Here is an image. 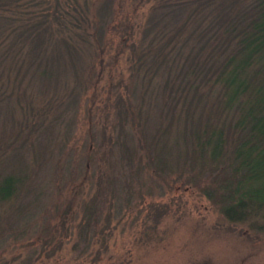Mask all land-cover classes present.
<instances>
[{
    "label": "rangeland",
    "instance_id": "rangeland-1",
    "mask_svg": "<svg viewBox=\"0 0 264 264\" xmlns=\"http://www.w3.org/2000/svg\"><path fill=\"white\" fill-rule=\"evenodd\" d=\"M10 1L0 0V187L6 176L37 180L0 203V264H264V233L229 221L207 196L211 164L175 157L169 173L155 167L189 116L197 128L217 123L215 69L207 80L211 65L186 68L229 58L215 36L217 7L229 0ZM74 8L83 25L68 15L58 29L53 11ZM46 12L52 26L37 31L54 56L47 66L25 32ZM105 20L104 46L82 43L95 33L89 22ZM192 83L204 93L198 101ZM152 141L160 151L148 159Z\"/></svg>",
    "mask_w": 264,
    "mask_h": 264
},
{
    "label": "trees",
    "instance_id": "trees-1",
    "mask_svg": "<svg viewBox=\"0 0 264 264\" xmlns=\"http://www.w3.org/2000/svg\"><path fill=\"white\" fill-rule=\"evenodd\" d=\"M197 2L201 3L200 0ZM219 4L216 12L217 17H215V27H217L215 36L220 37V45L229 44V58L224 61V59L221 60V55H217L215 58L211 57L208 62L207 58L210 56H207L204 63L196 64V61H194L191 65H188L191 67H185L189 69L186 72L187 75L191 71L195 74L199 69L198 65L201 68H204L205 65H211L206 71L202 72L207 80L212 69H215L213 71L215 77L212 87L218 86L216 99L213 103L216 107L215 117L217 123L214 122L216 123L214 124L208 120L204 123L208 126L197 128V125L202 124L200 122L196 123V120L189 116V120L186 118L187 126L182 131V136H178L176 133L172 137L171 148L163 150L164 152L161 151L157 155L156 165L152 163L164 174L175 169L169 163V160H175V157L178 159L177 163L179 160L184 159L185 166L190 164L192 168L196 164L200 167H212L211 171L214 170L216 173V184L205 190L207 196L216 199V203L221 206L222 213L229 221H251L254 229L264 233V0H229V2L224 1L222 4L220 1ZM182 5L179 7H182ZM207 5L210 6L211 4ZM75 8L73 12H67L66 16L57 10L53 11L56 12L53 15V20L57 23L58 29H61L62 26L65 28L71 17L77 22L76 25H83L85 19L80 17L79 10ZM196 10L199 12V7H195L191 15ZM77 14L79 17H77ZM99 14L100 11L97 12V15ZM68 15L70 18L67 17ZM49 16L50 13L46 12V14L36 17L34 21L31 20L28 26L29 29L25 31L29 32L26 36L31 37L30 43L34 44L36 53L34 58L37 59L38 63L43 62L45 66L48 62H51L49 58L53 60L54 57L53 54L48 57L45 52L48 39L43 32H48V29L52 26L51 23L48 25V21L53 22V20H49ZM41 17L44 19L41 20ZM105 23L106 20L103 24L102 22L97 24V22L90 21L89 26L95 33H91L92 36L90 37L92 39L89 41H87L88 35H84L82 43L86 44L88 42L91 49L100 50L104 46L102 37ZM41 25L43 32H38L37 30ZM184 26L187 28V23H184ZM200 34L202 36L203 32L200 31ZM171 42L176 43L172 39L167 43L170 44ZM197 44L200 45V42L197 41ZM43 52L45 53L42 55ZM143 59V57L139 59L140 63ZM44 71V74L51 75L49 74L51 71L48 72L47 69ZM209 87H211V84H209ZM185 90L186 85L182 90L183 92L180 91V95ZM203 94H201L200 87L192 83L191 100L197 97L198 101ZM40 112L44 111H37L36 115H39ZM191 115L193 116V114ZM41 117L40 114L38 118ZM227 119L228 121H224ZM230 135H233L234 138ZM178 137H181L180 140ZM155 144V141L148 143V149H151L147 150L146 153L148 159L152 156L151 154H155L154 148L157 151ZM182 145H184L183 148H181ZM126 154L127 152L121 149L122 159L125 158ZM225 158L229 159L228 163L224 160ZM121 167V172L124 174L130 171L127 162H123ZM26 178L29 183L24 184ZM26 178H16L17 181L20 180L22 183L19 184L18 182L19 186L15 189V187H11V184L16 180L12 176H6L2 181V187H0L2 191L0 192V203L8 201L13 196H18L22 189L29 192L36 188L34 184L37 179L28 178V176ZM30 182L31 185H29ZM95 210L96 206L94 207V204H91L86 212L89 216H92ZM92 219H94V215L90 221Z\"/></svg>",
    "mask_w": 264,
    "mask_h": 264
}]
</instances>
